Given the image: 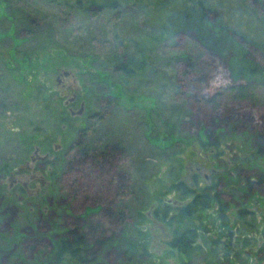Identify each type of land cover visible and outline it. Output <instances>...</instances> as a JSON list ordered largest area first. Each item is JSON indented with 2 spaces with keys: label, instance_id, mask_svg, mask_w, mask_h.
Returning <instances> with one entry per match:
<instances>
[{
  "label": "rangeland",
  "instance_id": "rangeland-1",
  "mask_svg": "<svg viewBox=\"0 0 264 264\" xmlns=\"http://www.w3.org/2000/svg\"><path fill=\"white\" fill-rule=\"evenodd\" d=\"M145 1L156 9L154 18L132 0L96 16L76 8L75 0H0V264H48L61 225L76 215L83 221L98 219L93 208L101 200H96V192L104 180L91 175L87 164L74 174L65 164L73 156L67 145L75 140L76 130L86 127L87 147L116 142L123 148L115 166L131 180V194L120 198L131 219L125 223V235L145 243L150 260L172 264L175 258L164 245L171 227L153 218L148 196H159L156 189L167 181L187 184L195 176L197 186H203L221 174L225 190L220 202H212L189 224L197 228L200 245L189 260L229 264L216 254L226 239L221 225L225 219L227 230L239 236L234 239L236 264H264V185L247 193L243 179L236 176L254 180L264 174V154L255 152L258 142L264 145V94L257 106L229 102L217 110L199 98L241 82L229 73L240 64V50L247 46L243 40L234 45L217 28L218 16L210 25L199 26L200 17L191 9L183 11L180 3L164 0L155 8L157 0ZM245 4L264 22L262 8ZM62 13L68 15L66 22L61 21ZM197 25L213 51L200 57L191 30ZM162 28L171 30L169 36L153 40ZM243 37L264 53V38L257 43ZM187 53L197 57L198 65L207 64L200 67L206 74L204 84H198L194 72H186ZM125 59L130 74L112 66ZM257 62L262 74L253 79L260 81L264 60ZM107 95L112 103L103 111ZM80 102L84 108L76 114ZM94 113L98 117L92 118ZM201 127L219 129L216 147L199 143L205 142ZM196 133L202 135L200 140ZM34 147L38 157L30 161ZM25 163L27 170L18 169ZM21 181L26 184L22 193L16 190ZM84 182L91 189L86 195L77 189ZM174 197L170 193L162 199ZM239 209L244 213L239 215ZM243 241L247 244L242 248ZM106 257L111 260L113 253L106 252Z\"/></svg>",
  "mask_w": 264,
  "mask_h": 264
},
{
  "label": "trees",
  "instance_id": "trees-1",
  "mask_svg": "<svg viewBox=\"0 0 264 264\" xmlns=\"http://www.w3.org/2000/svg\"><path fill=\"white\" fill-rule=\"evenodd\" d=\"M75 1L76 8L81 9L84 13H88V15L96 16L100 14V11L104 8L110 11L119 9L122 6V1L126 2L127 0ZM144 1L145 0H132L133 3L137 2L141 9L148 11V16L151 18V16L153 17V13L156 12V9L147 7V3ZM163 1L164 0H157L156 3L153 2L155 4L154 7L156 8L162 5ZM167 1L170 0H165V2ZM171 1L174 6L180 3V8H182L183 11H190L191 9L195 16H199V26L210 25V22H213V17L218 16L220 23L218 22L217 28L223 30L234 45H237L243 40V43L247 46V49H239L241 51L239 54L240 64L237 65L236 68H232L229 73L232 78L235 77L237 80H241V82L238 81L226 87H221L208 96H199L202 104L208 106L209 109L212 110L225 107L229 102H245L249 105L257 106L262 98L261 92L264 94V77L258 81L253 79V75L261 73L258 72L259 62L257 61L258 59L260 60V58L264 60V53L258 51L256 45L250 42L251 40H246L243 36L252 37L254 40H258L257 43H259V41L264 38V22L261 18L257 19L245 2L249 1L251 6L264 10V0ZM63 3L66 4L67 2ZM187 4L191 5L186 6ZM61 15V21L64 20L62 22H66L68 15L63 13ZM183 17L186 18L187 14H183ZM30 22L33 26L35 19L33 18ZM198 25L191 30L194 32L193 37L195 41L200 45V55H197V57H200L203 52L213 51L211 50L210 44L202 40ZM179 27L181 26L179 25ZM27 32L29 34L31 30L28 29ZM169 32L168 29L165 30L162 28L159 32L160 34L153 40L156 41L167 37L169 36ZM135 34L137 35V32ZM255 34L257 35L254 36ZM132 39L133 37H128V41H132ZM139 41H141V39ZM134 43L138 47L136 42ZM187 54L184 62L187 67L186 72H194L198 84H204L206 74L205 72L202 73L204 71L202 68L207 64H202V61V63L199 62L202 66L200 69L201 66L198 65V61H196L197 57L194 56V54ZM251 55L256 57H252ZM227 61L228 59L226 63H228ZM3 66L5 67V65ZM112 66L123 74H130L132 72L131 68L128 67V61L126 59L122 61V63H114ZM110 98L109 95L105 96L104 102L101 104V110L105 111V109L109 107L112 103ZM98 115L99 114L94 113L91 117L96 118ZM201 129L205 142L200 141L199 143L216 147L222 135L221 132L218 131L219 129L214 130L207 127L206 129L201 127ZM87 130V127L76 130V141L72 140V142H69L67 145V148L73 153V156L66 159L65 164L70 174H74V171L81 169V167L87 164L91 170V175L98 176L102 183L104 180V184L100 186L96 192V200L98 201V198H101V200L98 202V205L93 208V213H97L98 219L92 220L88 218L83 221L81 215H76L68 224L61 225L59 227L61 231L54 238V253L48 261V264H158L156 261L150 260L148 248L145 243L143 244L134 239L129 241L125 235V223L129 222L131 219L128 214L127 205L123 203L120 198L131 194V180L128 179L126 173L120 170L118 171L115 166L118 156L123 153V148L116 142L106 144L102 148L96 146L94 148L87 147L85 145ZM197 134L198 133H196L195 137L200 140L202 135ZM46 138L47 141L51 139V137L48 139L47 136ZM262 145V143L258 142L255 146V152L258 155L264 154V145ZM217 175L218 179L209 185L197 186V179L195 176H192V180L187 184L183 180H176L175 182L171 180L162 185V188L159 186V190L156 189V193H161L160 195H163L162 198L170 193L175 195L173 201L164 200L160 195L156 196L153 194L152 196H148L152 201L151 213L153 218L158 220L159 223L165 227H171L169 230L170 236L164 245L167 246L166 252L169 256L175 258L172 264H193L189 260V255L194 250L200 248V245L196 240L198 236L197 228L189 224L195 222V216H197L200 211H207L212 202H220V197L225 187L222 184L221 174ZM236 176L243 179V186L246 187L247 193H254L259 187L264 185L263 173H259L254 180H251L247 176H241L240 173H237ZM190 184L192 186H190ZM77 189L82 191L81 193L85 195L91 191L86 182L79 185ZM16 190L22 193L24 187L18 184ZM219 207V210L223 208L222 205ZM244 211L245 209H239L238 214L240 215L244 213ZM136 213L139 215V218H143V213H141L140 210ZM228 222V220L224 219L221 224L225 225L224 231H222L226 239L222 243L221 251H217L216 254H219V256H217L219 259L225 258L223 260L224 262L236 264L238 254L235 251L237 246L235 245L234 239L237 240L239 236L237 235V231L234 232L229 227L227 230ZM54 224L58 225L60 223L57 221L54 222ZM222 231L219 230L218 232L222 233ZM135 232L141 235L138 233L139 231L135 230ZM246 244L247 242L243 241L240 247L243 248ZM106 252L107 254L109 252L110 254L111 252L113 253L111 260L106 257ZM183 257L186 259H183ZM207 263L212 262L207 261ZM213 264H218V262H213Z\"/></svg>",
  "mask_w": 264,
  "mask_h": 264
},
{
  "label": "flooded vegetation",
  "instance_id": "flooded-vegetation-1",
  "mask_svg": "<svg viewBox=\"0 0 264 264\" xmlns=\"http://www.w3.org/2000/svg\"><path fill=\"white\" fill-rule=\"evenodd\" d=\"M56 81L58 82V79H56ZM74 100V96H72L69 100H68V102H66V103H71L72 101ZM66 103H65V105H66ZM81 104H80V106H79V108H78V110H81V112H82V110H83V108H84V103L83 102H80ZM64 104V103H63ZM70 112H73V111H70ZM69 112V113H70ZM80 112V113H81ZM80 113H78V114H80ZM76 139L77 138H75V141H76ZM32 157V160H35V159H37V154H34V156H31ZM41 158H42V160L43 159H45L46 158V155H43V156H41ZM31 161V160H30ZM28 165V164H27ZM22 168V167H21ZM29 168V165L27 166V167H23V169H28ZM30 178H32V177H30ZM9 185L11 186V182H13V176H11V178L9 179ZM20 185H22L23 187H25L26 186V184H25V182L24 181H21L20 182Z\"/></svg>",
  "mask_w": 264,
  "mask_h": 264
},
{
  "label": "water",
  "instance_id": "water-1",
  "mask_svg": "<svg viewBox=\"0 0 264 264\" xmlns=\"http://www.w3.org/2000/svg\"><path fill=\"white\" fill-rule=\"evenodd\" d=\"M65 74H66V73H65ZM80 112H81V110H77L75 113L78 114V113H80ZM72 113H74V112H70V115H71ZM37 151H38V148H37V147H34V154H36ZM29 159L32 160V157L30 156ZM27 166H28L27 163H25L24 165H20V166L18 167V169L21 168V167H27ZM11 176H12V175H10L9 179L11 178Z\"/></svg>",
  "mask_w": 264,
  "mask_h": 264
}]
</instances>
